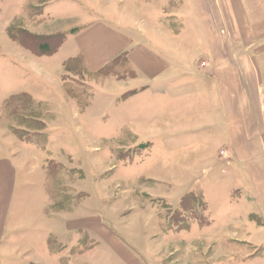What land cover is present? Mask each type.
I'll return each instance as SVG.
<instances>
[{
  "label": "rangeland",
  "instance_id": "obj_1",
  "mask_svg": "<svg viewBox=\"0 0 264 264\" xmlns=\"http://www.w3.org/2000/svg\"><path fill=\"white\" fill-rule=\"evenodd\" d=\"M140 4L0 0V160L19 164L4 209L8 217L0 236V264H264L262 248L230 242L251 232L227 230L225 217L234 209L228 194L232 181L227 183L221 168L206 165L204 158L198 161V148L183 145L189 136L162 132L157 99L131 103L138 92L131 91L116 101L106 76L117 68L91 73L71 46L75 42L68 29L111 22L103 13L107 9L148 23V7ZM59 26L68 48L53 57L19 51L20 44L10 38L9 28L52 36L63 33ZM25 54L34 58L27 60ZM202 58L199 65L206 69L202 64L208 60ZM25 94L45 102V113L40 108L41 115L33 117L46 121V128L11 118L18 106L13 98ZM19 125L27 129L22 135L30 142L17 135ZM48 161L64 167L56 165L49 180ZM192 195L202 207L183 211V199ZM64 198L68 202L60 204ZM250 256L257 258L247 263Z\"/></svg>",
  "mask_w": 264,
  "mask_h": 264
},
{
  "label": "crops",
  "instance_id": "obj_2",
  "mask_svg": "<svg viewBox=\"0 0 264 264\" xmlns=\"http://www.w3.org/2000/svg\"><path fill=\"white\" fill-rule=\"evenodd\" d=\"M137 2L148 7V23L107 9L103 13L111 22L68 29L75 42L71 46L94 74L115 61H127L123 77L106 76L112 79L116 101L131 91H138L131 103L157 99L162 132L189 136L183 145L198 148V161L204 158L206 165L220 167L227 183L232 181L228 194L234 209L225 217L227 230L251 234L230 242L258 246L264 256V0ZM17 49L25 51L21 45ZM25 55L32 60V55ZM202 57L208 60L206 69L199 65ZM60 88L63 93L62 84ZM70 107L77 113L74 104ZM18 167L11 158L0 160V236L6 233L4 209L13 196ZM252 257L257 258L245 261L250 263Z\"/></svg>",
  "mask_w": 264,
  "mask_h": 264
},
{
  "label": "trees",
  "instance_id": "obj_3",
  "mask_svg": "<svg viewBox=\"0 0 264 264\" xmlns=\"http://www.w3.org/2000/svg\"><path fill=\"white\" fill-rule=\"evenodd\" d=\"M12 26V25H10ZM10 33V38L13 42L20 44L25 50L29 51L33 56L36 57H49L52 56L54 54H56L59 49L61 48L62 44H64L63 42L66 39V34L62 33V34H57V35H52V36H39L38 35H34V34H30L28 32H25L26 30L23 29L22 33H17L16 31H13V29L9 28ZM26 39H28L26 42H24ZM119 65L121 67H119ZM117 68V70L119 71V73L112 74L110 76H117V77H123L124 73H128V69H127V61L125 60H118L113 62L108 68H112V67ZM106 68V69H108ZM104 70L102 72H100V74H103ZM71 98V97H70ZM17 101L18 106L15 107V110L19 107V111L15 113V110L13 109L12 113H11V118L14 119L13 117H15V119L18 118V120H20L19 118H22L23 121L20 120L21 123L23 122H28L27 124H29V120H33L31 121V124L29 125H34L38 124L39 127L41 128H46L47 122L41 119H37L35 117H33L34 114H39L41 115V111L40 108H42V111L45 113L44 108H43V103L44 102H36L34 100V98L32 96L29 95H21L19 97L13 98ZM74 99V98H73ZM32 101H34V106L32 105ZM37 103V104H35ZM41 107H38V106ZM38 107V108H37ZM35 108V110H34ZM37 109V111H36ZM42 112V113H43ZM14 113V114H13ZM14 119V120H15ZM24 127V125H19L18 128H15L17 135L19 134L24 140L23 142H30V138L29 137H24L22 135V131L27 130L26 128H22ZM39 134V132H36ZM43 134V133H40ZM35 135V134H34ZM48 135V134H46ZM37 136V135H36ZM27 141H26V140ZM48 160V159H47ZM55 163V161H52ZM51 161H48V168L46 169V176L48 177L47 179L49 180V178H53L54 174L56 173V169H58L59 167H57L56 165H60L63 169V165L60 163H55L53 164ZM80 172H83L81 170H78ZM56 178V177H55ZM58 182H61V180L57 177V179L54 180V183H56V185L58 186ZM51 189V188H50ZM65 202H68V199L64 198L60 204H64ZM202 200H199L198 197L193 196L192 197H185L182 201V208L183 211L185 210H189V209H195V208H200L202 207Z\"/></svg>",
  "mask_w": 264,
  "mask_h": 264
},
{
  "label": "built area",
  "instance_id": "obj_4",
  "mask_svg": "<svg viewBox=\"0 0 264 264\" xmlns=\"http://www.w3.org/2000/svg\"><path fill=\"white\" fill-rule=\"evenodd\" d=\"M203 66L209 65L208 63L204 62V64H202Z\"/></svg>",
  "mask_w": 264,
  "mask_h": 264
}]
</instances>
